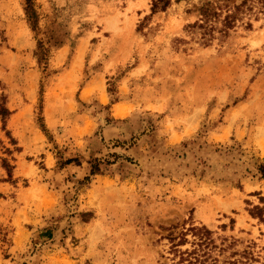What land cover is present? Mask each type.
I'll return each mask as SVG.
<instances>
[{
  "label": "rangeland",
  "instance_id": "rangeland-1",
  "mask_svg": "<svg viewBox=\"0 0 264 264\" xmlns=\"http://www.w3.org/2000/svg\"><path fill=\"white\" fill-rule=\"evenodd\" d=\"M209 1L0 0V264H264V0Z\"/></svg>",
  "mask_w": 264,
  "mask_h": 264
},
{
  "label": "trees",
  "instance_id": "trees-1",
  "mask_svg": "<svg viewBox=\"0 0 264 264\" xmlns=\"http://www.w3.org/2000/svg\"><path fill=\"white\" fill-rule=\"evenodd\" d=\"M181 1V0H177ZM173 0H153L152 12L156 14L160 11H166L172 4ZM253 0H243L238 2L237 0H216L209 1L202 5L199 9L200 18L197 22L190 25L192 29H201L204 31L203 37L204 44L208 45L216 39V35L219 34V40L224 42L229 37L230 32L237 27L238 22H241L243 17L252 11L253 8L249 6ZM26 14L30 23L37 18L35 11L34 0H26ZM33 30H36L35 26H32ZM248 30L253 29L251 22L247 23ZM47 54L41 52V59L45 60ZM12 115V111L8 107L7 98L0 96V117L5 127L7 120ZM9 171V169H8ZM97 170H94L92 174H95ZM261 171L264 174V166L261 167ZM196 232H202V229H195ZM181 245V244H180ZM177 245V246H180ZM201 246V245H200ZM199 249L194 248L192 251L177 250L179 254L178 264H207L202 257L198 255ZM216 264V263H213Z\"/></svg>",
  "mask_w": 264,
  "mask_h": 264
}]
</instances>
